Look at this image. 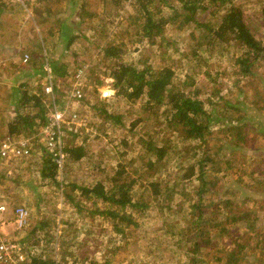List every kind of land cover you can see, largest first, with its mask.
<instances>
[{
  "label": "rangeland",
  "instance_id": "1",
  "mask_svg": "<svg viewBox=\"0 0 264 264\" xmlns=\"http://www.w3.org/2000/svg\"><path fill=\"white\" fill-rule=\"evenodd\" d=\"M32 1L36 3L19 12L14 6H0V138L8 134L6 124L14 112H31L28 102L20 104L22 91L26 96L39 95L43 116L48 112L42 89L45 79L33 64L21 61L28 53L23 45L31 50L34 42L28 41L33 34L43 28L56 32L55 28L63 26L77 35L69 50L62 51L57 36L44 50L45 56L60 54L59 61L66 62V75L52 77L54 101L64 109L60 143L62 148L81 147L84 155L69 162L64 153L61 169L65 173L62 177L57 171L51 181L39 175L42 155L48 154L39 140L45 122L36 118V132L11 134L28 138L31 144L27 157L0 161V204L6 207L0 215V238L21 246L20 264L31 256L54 264H190L193 257L201 260L198 264H264V0H232L263 49L245 74L239 62L252 59L246 49L232 39L214 38L193 22L181 27L168 22L150 42L141 35L142 18L134 0ZM81 3L84 12L78 17ZM148 7L153 13L168 11L163 0H152ZM218 15L206 10L197 19L216 25ZM109 44L119 48L117 57H102V47ZM118 62L136 69H171V83L209 111L211 139L207 142L214 152L209 154L211 166L205 168L213 171L215 185L200 202L227 197L232 201L226 214L243 212L246 219L240 215L228 226L231 234L221 238L230 257L217 261L205 255L211 245L193 250L188 240L196 231L198 210L191 205L199 180L196 174L185 179L180 175L199 158L201 147L192 148L197 142L182 137V127L167 121L163 106L146 108L142 96L127 101L115 93L110 72ZM79 67L81 97L68 99ZM148 142L164 147L161 158L146 150ZM119 169L134 180L133 199H141L145 207L132 212L136 226L122 227L116 233L103 211L111 204L83 196L71 186L89 187L99 181L108 189L110 176ZM148 181L157 183L156 197L142 189ZM18 204L28 213L22 229L12 220L11 210ZM237 243L244 245L241 251Z\"/></svg>",
  "mask_w": 264,
  "mask_h": 264
},
{
  "label": "trees",
  "instance_id": "2",
  "mask_svg": "<svg viewBox=\"0 0 264 264\" xmlns=\"http://www.w3.org/2000/svg\"><path fill=\"white\" fill-rule=\"evenodd\" d=\"M134 1L137 8L136 12H138L142 18L141 35L150 42L153 41V38L161 34L163 26L168 22H177V27L193 22L196 26L206 30V33H211L214 38L220 41L232 39L246 49V52L252 59L244 62L240 59L239 66L241 67V72L244 74L247 72L249 64H251L263 50L260 43L254 38L245 24L241 16L240 8L232 5V0H174L176 3L175 5L171 2H167V0H163L166 8H168L165 14H160V11L157 10V12L154 13L149 10L148 5L152 0ZM33 2L36 3V1L30 2L26 0L23 6L16 1L5 0L2 2L0 0V6H14L15 10L19 12L25 10V7ZM69 2L72 4V2H79V0H69ZM34 7L35 6H33V8ZM78 8V17H82V12H84L82 3ZM34 10L36 12V9ZM43 10L46 13L49 12L46 7H43ZM206 10L210 15L219 13L216 25H212L208 22H201L197 19V14ZM39 17L42 21H46L44 16L40 15ZM37 22L39 23V21ZM55 29L56 32L51 29L43 28L38 33L33 34L32 40L28 41L29 43L34 42L31 50L26 47L27 44L23 45V48L25 47L24 51L30 52L29 54H25L27 56L26 61H29L28 63L31 65L33 64L37 73L43 77H45V70L43 68L45 64L48 67L51 64L49 69L52 77H62L66 75V62L59 61L60 54V56L58 55L56 57L51 56V53H49L51 57L45 56V45L51 41L53 36H57L58 42H60L59 39L62 41L61 48L64 52L65 50H69L71 42L77 36L71 35V33L64 30L63 26H59ZM118 52L119 48L112 44L105 45L101 49L103 58H115L118 56ZM263 56L264 55H261V57ZM113 68L114 69L110 72V77L113 81L112 86L116 88L115 93L117 95L123 96L127 101H133L142 96L145 100L144 106L146 108L151 106L157 108L163 106L167 121L172 124V126L177 124L182 127L184 132L182 137L197 142L194 143L192 148L194 150L195 148L200 150L201 147L202 151H200L201 155L199 158L188 166L186 171L180 175V178L185 179L196 174L195 179L199 180V186L195 190L197 198L191 205L193 210H198L195 217L196 221L194 222L196 231L188 236V240L191 242V245H193V250L211 245L212 248H210L205 255L209 257L212 256L214 259H217V261L230 257V253L225 250L226 245L221 238L224 235L227 237L231 234L232 231L229 232L230 227L239 220L238 217L243 212L236 213L237 215L233 213L232 215H230V213L226 214V211L231 208L232 201L231 198L227 197L215 198V200L211 198L207 203L200 202L202 197L208 194L215 185V177L214 175L211 176L213 171H208L205 168L206 165L209 167L211 166L212 161L209 154L214 152L209 151L207 142L208 138L211 139L209 111L203 108L200 100L192 97L171 83L172 71L167 67L158 70L143 67L136 69L124 62H118ZM29 73H33V71H29ZM20 95H22L19 99L20 104L25 106L28 102L31 112H14V115L6 124V130L9 135L17 133L25 134L26 132L34 133L37 129L36 118L38 121L41 120V124L46 121V115L43 116L44 108L41 105V97L36 93H29V95L26 96L27 93L24 91H22ZM225 111H227V109H225ZM107 117H113V115L107 114ZM227 130L231 134L233 127L230 126ZM239 138L241 137L238 136V139ZM145 148L156 158H161L164 153V147L153 145L151 142H148ZM63 151L68 156L69 162L77 161L84 155L81 147L67 146L63 148ZM42 156L44 157L39 168V175L42 178H48L53 181L58 171L57 165L50 159L48 154L45 153ZM61 172L63 177L65 173L63 168L60 171V175ZM123 172L124 171L121 169L113 172L109 178L110 187L108 189L99 181L92 183L89 187L76 184L71 186L73 189L79 190L80 194L83 196H92L95 199H100L101 201L111 204L110 206L118 208L117 210V208H111L109 206L103 210L107 218L111 220L113 231L116 233H121L123 230L122 227L136 226L137 222L132 212H140L145 207V203H143L141 199H133L131 191L133 190L132 184L134 180ZM142 189L155 197L159 193L158 185L153 181L145 183ZM127 208H129L130 211H126ZM220 211H223L222 215L219 214ZM242 218L246 219L245 216H242ZM211 226L214 227L213 231L209 228ZM228 226L230 227L228 228ZM198 235H201L202 240L197 238ZM237 248L241 251L244 245L242 243H237ZM198 262L200 263L201 260L198 259V257H193L190 264H198ZM23 264H54V261L31 256L28 260L23 262Z\"/></svg>",
  "mask_w": 264,
  "mask_h": 264
},
{
  "label": "built area",
  "instance_id": "3",
  "mask_svg": "<svg viewBox=\"0 0 264 264\" xmlns=\"http://www.w3.org/2000/svg\"><path fill=\"white\" fill-rule=\"evenodd\" d=\"M19 4H25L26 0H14ZM29 1V0H28ZM32 1V0H30ZM26 10V7H25ZM27 56L24 54L21 58L22 62H25ZM45 83L43 84V93L48 98V112L46 113V121L39 129V140L44 147V150L48 153L50 159L57 165L58 172L61 171V161L64 158V151L60 140L62 139V133L60 123L63 122L64 109L57 107L53 97V83L52 76L50 74L49 67L45 64ZM81 67L76 69L73 78L75 83L72 84V88L69 90L68 99L78 100L81 97V90L79 88V78L82 75ZM71 119L75 118V115H71ZM30 143L28 138L13 137L12 135L5 134L0 138V161H12L18 158L27 157L30 155ZM8 172L6 173V175ZM5 205L0 204V215L5 212ZM13 224L17 229H22L28 218L27 210L22 205H15L12 210ZM1 219V216H0ZM3 222L0 221V224ZM23 261L21 246L16 242L7 241L4 237L0 238V264H20Z\"/></svg>",
  "mask_w": 264,
  "mask_h": 264
},
{
  "label": "crops",
  "instance_id": "4",
  "mask_svg": "<svg viewBox=\"0 0 264 264\" xmlns=\"http://www.w3.org/2000/svg\"><path fill=\"white\" fill-rule=\"evenodd\" d=\"M4 39V38H3Z\"/></svg>",
  "mask_w": 264,
  "mask_h": 264
}]
</instances>
